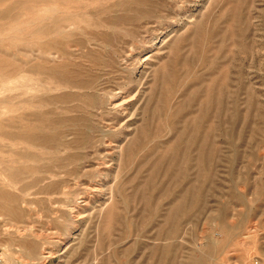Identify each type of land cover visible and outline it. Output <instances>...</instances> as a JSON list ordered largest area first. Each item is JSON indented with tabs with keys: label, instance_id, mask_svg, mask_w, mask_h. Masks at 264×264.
<instances>
[{
	"label": "rangeland",
	"instance_id": "1",
	"mask_svg": "<svg viewBox=\"0 0 264 264\" xmlns=\"http://www.w3.org/2000/svg\"><path fill=\"white\" fill-rule=\"evenodd\" d=\"M0 191V264H264V0H0Z\"/></svg>",
	"mask_w": 264,
	"mask_h": 264
},
{
	"label": "bare ground",
	"instance_id": "2",
	"mask_svg": "<svg viewBox=\"0 0 264 264\" xmlns=\"http://www.w3.org/2000/svg\"><path fill=\"white\" fill-rule=\"evenodd\" d=\"M51 54H52V53H51ZM112 101H113V100H112ZM123 101H124V99H123ZM123 101H122V102H123ZM29 141H30L31 144H34V143H33V139H32V140L30 139ZM49 147H50V146H49ZM4 170H5V169H4ZM1 171H2V170H1ZM1 173H2V172H1ZM7 180H8V178L6 179V181H7ZM13 183H15V181H12V180H11V181H8L9 186H11ZM15 184H17V182H16ZM1 192H2V191H0V194H2ZM3 195H4V194H3ZM11 197H12V196H11ZM86 202H87V201H86ZM87 203H88V202H87ZM86 205H87V204H86ZM179 209H180V208H179ZM79 210H80V209H79ZM77 211H78V210H77ZM179 211H180V210H179ZM78 214H80L79 211H78ZM173 214H174V213H173ZM247 235H248V234H247ZM204 263H205V262H204V260H203V262H201V264H204Z\"/></svg>",
	"mask_w": 264,
	"mask_h": 264
},
{
	"label": "built area",
	"instance_id": "3",
	"mask_svg": "<svg viewBox=\"0 0 264 264\" xmlns=\"http://www.w3.org/2000/svg\"><path fill=\"white\" fill-rule=\"evenodd\" d=\"M0 262H1V256H0Z\"/></svg>",
	"mask_w": 264,
	"mask_h": 264
}]
</instances>
